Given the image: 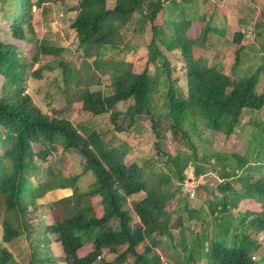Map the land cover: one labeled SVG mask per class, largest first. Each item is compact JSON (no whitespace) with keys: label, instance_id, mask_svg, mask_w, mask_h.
<instances>
[{"label":"trees","instance_id":"16d2710c","mask_svg":"<svg viewBox=\"0 0 264 264\" xmlns=\"http://www.w3.org/2000/svg\"><path fill=\"white\" fill-rule=\"evenodd\" d=\"M41 1L0 0V12L12 21L4 32L32 48L24 56L16 43L0 42V242L6 244L23 232L34 237V247L46 249L45 256L32 259L34 264H125L128 256H132V264H167L160 253H155V246L174 248L165 241H174L171 228L200 214L199 208H190L188 199L184 203L187 219L179 216L172 222L167 212L171 195L166 186L172 174L182 183L190 164L196 176L202 173L204 160L199 157L191 131L198 133L199 121L224 137L240 133L236 128L243 112L264 108V87L256 91L260 69L244 75L234 71L227 74L222 66L209 64L211 41L224 32L218 29L215 19L187 11L193 0H114L112 5L107 0H77L69 8L74 12V50L82 64L75 67L70 60L59 59L57 65L66 85L82 67L96 72L99 84L103 76L109 80V92L90 86L80 91L79 114L102 117L99 125L89 130L83 123L76 125L62 116L50 101L47 110H41L24 93L27 67L36 66L41 55L57 57L66 48L36 37L34 9ZM7 3L11 10L4 14ZM260 15L264 20V8ZM126 30L144 35L147 57L141 72L106 58L104 49H121ZM243 39L242 32L234 33L235 65L240 64ZM173 53L179 54L184 64L185 90L172 78L175 66L168 54ZM43 67L34 69L32 76L40 78ZM160 76L165 82L162 108L154 102V86ZM141 118L150 120L158 158L127 164L126 150L115 145L111 135L131 128ZM187 119L191 130L185 126ZM168 134L171 140L184 143L188 152L173 155L163 150ZM60 145L81 156L79 171L61 174L52 168L45 180L37 181L35 173L40 163ZM159 157H167L172 173L161 170ZM224 159L219 175L223 181L216 182L224 194L217 200H205L214 232L209 235L208 220L201 218L204 231L192 230L190 238L180 239L189 246L185 264H197L204 255L209 264H258L252 250L259 245L250 227L264 229V139L258 147L247 140L244 153H225ZM88 172L94 180L83 188L79 179ZM146 172L154 174L153 183H149L151 174L147 177ZM57 188H71L72 193L64 198L71 204L69 211L60 210L57 202L36 205L34 200L39 195ZM130 196L136 200L130 203ZM93 198H97L96 203ZM112 219L116 220L115 227ZM80 231H98L90 250L83 255L78 254ZM50 235L56 237L59 252L50 246ZM206 240H210L207 254ZM104 250L109 252L107 258L101 257ZM0 264L20 263L2 246Z\"/></svg>","mask_w":264,"mask_h":264},{"label":"rangeland","instance_id":"374dc122","mask_svg":"<svg viewBox=\"0 0 264 264\" xmlns=\"http://www.w3.org/2000/svg\"><path fill=\"white\" fill-rule=\"evenodd\" d=\"M38 2V0H33ZM68 3V5L66 4ZM77 0H43L38 3L34 9L33 23L36 26L37 38L46 39L48 43L53 45L64 44L66 47L60 56H43L39 57V62L36 66H28L26 69V82L24 93L29 94L33 102L41 110H47L46 104L48 101L61 111V115L67 117L73 124L83 123V127L89 130L96 128L102 120V117L97 116H81L79 110L81 107V100L79 94L81 89L90 86L94 89H103L109 92V80L106 76L102 77L101 84L97 82L98 74L90 72L82 67L75 72V76L66 85L64 75L61 68L57 65L59 59L70 60L75 67H81L82 61L78 52L74 50L76 35L71 26L74 12L69 8L70 4L76 3ZM109 5H112L114 0H107ZM11 6L8 3L4 7V14L9 12ZM264 8V0H193L190 7L187 5V11L194 15L200 16L202 13L215 19L218 29L222 30L224 34L218 33L211 41L208 48L209 64L220 65L227 74L234 71L237 74H250L257 69H260V77L256 85V91L260 92L264 87V20L260 16V11ZM10 13V12H9ZM173 16V15H170ZM12 21L3 16L0 12V42L11 41L18 45V52L21 55H28L29 47L27 42L15 40L8 37L4 29H8ZM240 31L244 35L242 44L244 48L241 52L240 64H234L233 50L235 45L232 43L234 33ZM125 42L120 50L113 51L112 49H104L105 55L114 58L123 63L125 67H131L134 72H141L146 65V48L145 38L143 34L134 33L131 30L124 32ZM32 49V48H31ZM173 66L172 78L177 81L176 85L185 90L186 78L185 69L182 59L179 54H168ZM89 60V59H88ZM52 65L53 69H48L46 65ZM38 66H45L41 71L40 78L32 76V71ZM149 72L154 74V69L149 67ZM68 87V88H67ZM65 88L67 90H65ZM67 91V92H66ZM165 92V82L160 76L158 82L154 86V102L158 107L162 108L163 94ZM160 105V106H159ZM160 108V109H161ZM190 118V117H189ZM189 119L186 120V127H189ZM201 127L197 130L198 133L191 131V139L198 148L200 158H203L202 173L198 175V184L195 187V193L192 198L182 194V183H180L174 173L173 179L166 186L170 197V206L167 207L171 215L172 222L179 216H184L186 219L188 215L184 209V203L188 199L190 208H199L200 214L194 215L192 220L184 221V224L175 225L171 228L174 235V241L169 238L165 239L168 244L175 246H155V253H160L162 260L167 264H185L184 258L188 254L189 246L180 241L181 238L188 239L193 232H203L200 226L201 218H207L208 232L211 236L214 232L212 219L209 217L208 208L205 200H217L224 194L223 190L216 185V182L223 181L219 177L221 173L222 161L224 162V154L230 152L244 153L247 147V140H251L254 147L259 146V142L264 139V108L260 111H244L241 116V122L237 126L238 134H232L229 137L216 132H212L204 128L201 122H197ZM124 125L126 122L124 120ZM86 126V127H85ZM80 128L79 126H77ZM81 129V128H80ZM83 130V129H81ZM112 141L115 145L120 146L127 152L126 162L143 158H150L156 160L158 152L154 146L155 138L151 132L149 118H141L129 129L117 131L111 135ZM161 148L167 152L184 155L188 152V148L184 143L171 140L168 134L163 141ZM261 148H259L260 150ZM167 157H159V166L161 170L170 174L172 167L167 163ZM230 162V159H227ZM253 163H257L256 159H252ZM81 163V156L75 151H65L63 147L58 146L57 150L49 155L47 160L40 163L41 166L35 173V179L42 182L45 180L51 171L55 168L58 173L70 174L79 171ZM193 165L190 164L185 169L186 172H193ZM151 173H147V177ZM195 175V174H194ZM196 176V175H195ZM154 174L148 177L149 183H153ZM94 178L91 173H86L79 179V184L83 188L93 182ZM36 181V182H37ZM202 185L205 186L202 187ZM72 193L71 188L52 189L39 195L34 201L37 206L44 205L47 202H57L60 210L69 211V205L64 198ZM93 203L97 202V198H93ZM134 196L129 197L130 203L135 201ZM59 201V202H58ZM132 210V209H131ZM59 211V210H58ZM133 211V210H132ZM135 216V213H133ZM35 216V215H34ZM35 220V218L33 219ZM136 221V218H134ZM111 225L115 227L116 220H111ZM251 229V234L254 240L258 243V249L252 250L255 260L258 264H264V229L256 231ZM40 230V229H39ZM95 233L90 231H80L81 247L78 249V254H86L92 244V239ZM2 228H0V234ZM39 235V231L37 232ZM56 237L50 235L49 243L55 252H59L60 247L55 242ZM38 242V239H37ZM148 242V241H147ZM151 243V242H149ZM36 239L21 233L10 242L3 244L0 242V247H7L20 264H34L33 260L37 256H45L46 249L44 247H34ZM41 244V241L40 243ZM206 252L209 251L210 240L205 241ZM143 245H140V249ZM109 256L108 250H104L101 254L102 258ZM132 256L126 257L125 264H132ZM194 264V263H193ZM197 264H209L208 256L204 255Z\"/></svg>","mask_w":264,"mask_h":264},{"label":"built area","instance_id":"2783aa9c","mask_svg":"<svg viewBox=\"0 0 264 264\" xmlns=\"http://www.w3.org/2000/svg\"><path fill=\"white\" fill-rule=\"evenodd\" d=\"M198 176H195L191 172L185 171V178L182 182V194L192 198L195 193V187L198 184Z\"/></svg>","mask_w":264,"mask_h":264},{"label":"crops","instance_id":"0c3cea01","mask_svg":"<svg viewBox=\"0 0 264 264\" xmlns=\"http://www.w3.org/2000/svg\"><path fill=\"white\" fill-rule=\"evenodd\" d=\"M109 5V4H108Z\"/></svg>","mask_w":264,"mask_h":264}]
</instances>
